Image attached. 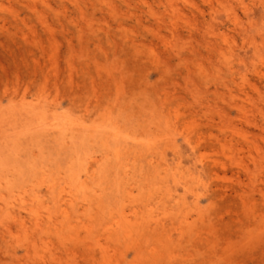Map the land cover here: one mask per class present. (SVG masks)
Returning <instances> with one entry per match:
<instances>
[{
  "label": "rangeland",
  "instance_id": "1",
  "mask_svg": "<svg viewBox=\"0 0 264 264\" xmlns=\"http://www.w3.org/2000/svg\"><path fill=\"white\" fill-rule=\"evenodd\" d=\"M0 264H264V0H0Z\"/></svg>",
  "mask_w": 264,
  "mask_h": 264
},
{
  "label": "bare ground",
  "instance_id": "2",
  "mask_svg": "<svg viewBox=\"0 0 264 264\" xmlns=\"http://www.w3.org/2000/svg\"><path fill=\"white\" fill-rule=\"evenodd\" d=\"M107 6H109V5H107ZM110 6H111V5H110ZM111 7H112V6H111ZM111 7H110V8H111ZM111 9H112V8H111ZM53 122H54V123L51 124L53 127H59V126H61V123H59L58 121H56V119H54ZM47 126H49V125H47ZM47 126H46V127H47ZM116 155H117V154H116ZM80 184H81V183H80ZM79 187H81V186H79ZM61 196H62V195H61ZM31 211H32V210H31ZM65 212H66V211L64 210L63 213L66 214ZM117 225H119V222L117 223Z\"/></svg>",
  "mask_w": 264,
  "mask_h": 264
}]
</instances>
